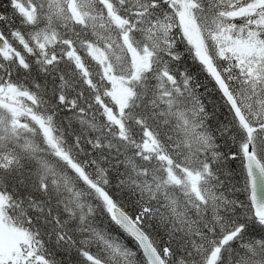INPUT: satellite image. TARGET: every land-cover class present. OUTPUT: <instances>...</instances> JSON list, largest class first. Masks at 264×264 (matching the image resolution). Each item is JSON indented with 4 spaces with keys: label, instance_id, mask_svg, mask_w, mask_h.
<instances>
[{
    "label": "snow or ice",
    "instance_id": "1",
    "mask_svg": "<svg viewBox=\"0 0 264 264\" xmlns=\"http://www.w3.org/2000/svg\"><path fill=\"white\" fill-rule=\"evenodd\" d=\"M264 0H0V264H264Z\"/></svg>",
    "mask_w": 264,
    "mask_h": 264
},
{
    "label": "water",
    "instance_id": "2",
    "mask_svg": "<svg viewBox=\"0 0 264 264\" xmlns=\"http://www.w3.org/2000/svg\"><path fill=\"white\" fill-rule=\"evenodd\" d=\"M260 195H261V198H264V189L261 190Z\"/></svg>",
    "mask_w": 264,
    "mask_h": 264
}]
</instances>
